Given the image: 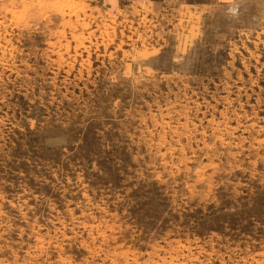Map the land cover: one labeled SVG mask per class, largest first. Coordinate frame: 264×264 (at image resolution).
Wrapping results in <instances>:
<instances>
[{
  "label": "rangeland",
  "instance_id": "374dc122",
  "mask_svg": "<svg viewBox=\"0 0 264 264\" xmlns=\"http://www.w3.org/2000/svg\"><path fill=\"white\" fill-rule=\"evenodd\" d=\"M0 264H264V0H0Z\"/></svg>",
  "mask_w": 264,
  "mask_h": 264
},
{
  "label": "crops",
  "instance_id": "0c3cea01",
  "mask_svg": "<svg viewBox=\"0 0 264 264\" xmlns=\"http://www.w3.org/2000/svg\"><path fill=\"white\" fill-rule=\"evenodd\" d=\"M102 6H105L107 8H115V7H119V5L123 4L124 2H139V3H148L152 0H98ZM234 0H217L218 3L220 4H224V3H229L232 2Z\"/></svg>",
  "mask_w": 264,
  "mask_h": 264
}]
</instances>
